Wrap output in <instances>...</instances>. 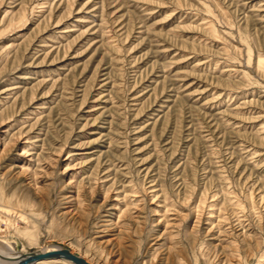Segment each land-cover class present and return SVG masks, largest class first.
Wrapping results in <instances>:
<instances>
[{"label":"rangeland","instance_id":"rangeland-1","mask_svg":"<svg viewBox=\"0 0 264 264\" xmlns=\"http://www.w3.org/2000/svg\"><path fill=\"white\" fill-rule=\"evenodd\" d=\"M260 56L264 0H0V246L264 264Z\"/></svg>","mask_w":264,"mask_h":264},{"label":"water","instance_id":"water-1","mask_svg":"<svg viewBox=\"0 0 264 264\" xmlns=\"http://www.w3.org/2000/svg\"><path fill=\"white\" fill-rule=\"evenodd\" d=\"M48 259H64L74 264H91L84 257L66 247L55 250H37L29 253H19V256L14 259L16 260L14 264H34ZM0 264L2 263L0 262Z\"/></svg>","mask_w":264,"mask_h":264},{"label":"bare ground","instance_id":"bare-ground-1","mask_svg":"<svg viewBox=\"0 0 264 264\" xmlns=\"http://www.w3.org/2000/svg\"><path fill=\"white\" fill-rule=\"evenodd\" d=\"M260 7V6H259ZM207 24V23H206ZM209 24V23H208ZM204 25H205V23H204ZM207 26V25H206ZM205 26V28H208V30L211 32V30H212V28H209V27H211L210 25H208L209 27H206ZM207 30V29H206ZM216 30V29H215ZM214 30H212V32H213ZM215 34H216V31L214 32ZM213 33V34H214ZM258 67L259 68H261V70L263 69L264 70V56H260L259 57V60H258ZM235 70V69H234ZM234 70H233V72H234ZM238 72V71H237ZM236 73V72H235ZM254 150V149H253ZM256 154V153H255ZM254 155V154H253ZM155 190V189H154ZM153 190V191H154ZM156 191V190H155ZM157 192V191H156ZM155 193V192H154ZM158 196V195H157ZM168 199V198H167ZM7 248L5 247V249L4 248H2L1 246H0V262L2 263V264H14L15 262H16V260H14V259H16L18 256H19V253H25V252H19V253H16V252H14L13 251V249L7 244ZM9 248V249H8ZM57 248H59V247H52V248H47V249H45V250H55V249H57ZM11 252H10V251ZM72 252H74V251H72ZM77 253V252H76ZM80 256H82V257H84L89 263H91V264H95V263H93V262H91L90 260H88L84 255H81L80 253H78ZM54 262H63V263H66V264H74L73 262H71V261H68V260H64V259H48V260H41V261H38V262H36V263H34V264H47V263H54ZM108 262V261H107ZM117 264H119V263H117Z\"/></svg>","mask_w":264,"mask_h":264}]
</instances>
